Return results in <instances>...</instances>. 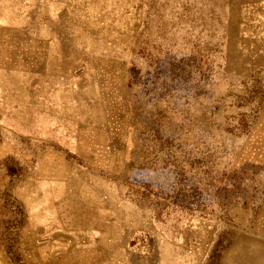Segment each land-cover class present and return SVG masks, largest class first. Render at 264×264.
<instances>
[{"label": "rangeland", "instance_id": "obj_1", "mask_svg": "<svg viewBox=\"0 0 264 264\" xmlns=\"http://www.w3.org/2000/svg\"><path fill=\"white\" fill-rule=\"evenodd\" d=\"M0 264H264V0H0Z\"/></svg>", "mask_w": 264, "mask_h": 264}]
</instances>
